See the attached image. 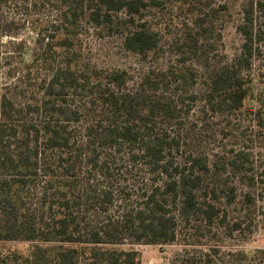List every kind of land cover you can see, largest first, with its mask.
I'll return each instance as SVG.
<instances>
[{
	"label": "trees",
	"instance_id": "obj_1",
	"mask_svg": "<svg viewBox=\"0 0 264 264\" xmlns=\"http://www.w3.org/2000/svg\"><path fill=\"white\" fill-rule=\"evenodd\" d=\"M227 10L0 0L1 244L41 246L31 264H140L138 245L176 246L171 264H264L263 247L232 244L264 215V0H241L223 61ZM91 31L147 69L97 65Z\"/></svg>",
	"mask_w": 264,
	"mask_h": 264
},
{
	"label": "rangeland",
	"instance_id": "obj_2",
	"mask_svg": "<svg viewBox=\"0 0 264 264\" xmlns=\"http://www.w3.org/2000/svg\"><path fill=\"white\" fill-rule=\"evenodd\" d=\"M228 5V10L222 16L221 41L218 43V53L221 60L228 61L239 52L242 42L240 34L236 31L235 26L239 23V4L241 0H223ZM16 18H22L23 14L20 9L14 10ZM86 49L92 53L95 63L101 67L110 69H126L132 73H140L147 69L146 65H141L136 58L120 52L118 48V39L116 35H107L100 31H91L86 35ZM264 55V44L261 46ZM168 56V55H167ZM174 62L173 57H162L156 62L159 68L166 67L169 63ZM155 66V63L153 64ZM257 67V65L255 66ZM219 144V143H218ZM259 144L257 146H254ZM251 147L254 154L261 160V168L264 169V142H252ZM235 180V179H234ZM264 212V199L260 203ZM237 242V243H236ZM232 244H241L243 248H264V215L259 219L257 229L245 243H238L233 240ZM42 250V247L39 246ZM135 249L140 253V264H171L173 253L176 246H149L138 245ZM41 250L35 249L28 243H0V264H31L33 256L40 254Z\"/></svg>",
	"mask_w": 264,
	"mask_h": 264
}]
</instances>
